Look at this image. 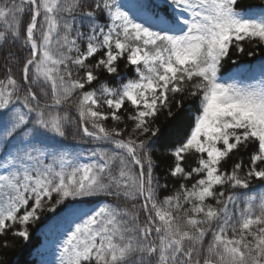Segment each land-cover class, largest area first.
Masks as SVG:
<instances>
[{"label": "snow or ice", "instance_id": "snow-or-ice-1", "mask_svg": "<svg viewBox=\"0 0 264 264\" xmlns=\"http://www.w3.org/2000/svg\"><path fill=\"white\" fill-rule=\"evenodd\" d=\"M46 214L54 264H264V0H0V257Z\"/></svg>", "mask_w": 264, "mask_h": 264}, {"label": "trees", "instance_id": "trees-1", "mask_svg": "<svg viewBox=\"0 0 264 264\" xmlns=\"http://www.w3.org/2000/svg\"><path fill=\"white\" fill-rule=\"evenodd\" d=\"M243 2L245 4L258 3L259 0H243ZM245 48H246V52L248 50L256 51V49H254L251 44H245ZM259 58H260L259 54H257L256 57L249 58L245 53L240 55L238 57V60L241 63L250 59L258 62ZM120 66H121V70L123 71L124 70L123 62H121ZM228 67H231V65L227 64L226 68ZM127 74L129 76H132L131 70H128ZM189 110H190V104L188 102H185L184 110L179 118L170 121L166 119L165 115H161L160 123L170 128L178 129L182 134L187 129L188 126ZM164 166H165V161L161 160L160 169H158V174L161 175L162 177L161 183L165 182L163 179ZM167 183L169 184V190L164 194H169L174 186H178L175 185V182L171 178L168 179ZM31 232H32L31 239L30 241L27 242L19 239L14 240L9 234V236L6 237V239H8L10 247L6 251H4L3 256L0 258L4 259L7 262V264H39L40 256L45 257L43 262H47V261L54 262L56 253L54 255L43 254L41 250L44 244H50L52 242L58 241L59 236H58L57 220L54 217H52L51 214H46L38 224L31 226ZM2 239L4 238H0V240Z\"/></svg>", "mask_w": 264, "mask_h": 264}, {"label": "rangeland", "instance_id": "rangeland-1", "mask_svg": "<svg viewBox=\"0 0 264 264\" xmlns=\"http://www.w3.org/2000/svg\"><path fill=\"white\" fill-rule=\"evenodd\" d=\"M57 243H53L52 245H49V246H44L43 247V252L44 253H47V251H51V250H54V248L56 247ZM42 257L39 258V264H53L52 262L50 261H47V262H42Z\"/></svg>", "mask_w": 264, "mask_h": 264}]
</instances>
